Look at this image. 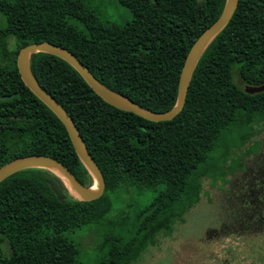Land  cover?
<instances>
[{"label":"trees","instance_id":"1","mask_svg":"<svg viewBox=\"0 0 264 264\" xmlns=\"http://www.w3.org/2000/svg\"><path fill=\"white\" fill-rule=\"evenodd\" d=\"M224 1L117 0L132 15L117 24L86 0H0V166L19 156L48 155L83 185L92 184L62 123L20 80L15 63L20 47L38 41L64 47L109 89L165 111L175 102L191 43ZM29 68L72 119L104 189L95 199L79 200L56 173L40 167L0 180V264H80L78 246L67 233L85 225L105 229L97 264H134L158 236H170L183 222L199 201L204 178L227 181L239 193L238 181L224 175L236 167L242 174L239 148L253 140L246 154L255 153L253 138L264 126V90L242 89L264 82V0L237 1L199 56L184 104L170 120H147L104 102L55 55L31 54ZM243 128L248 130L234 139V150L223 149ZM147 190L155 195L137 205L133 196ZM251 198L247 219L229 232L219 228L224 236L264 231ZM115 203L122 207L113 212Z\"/></svg>","mask_w":264,"mask_h":264},{"label":"rangeland","instance_id":"2","mask_svg":"<svg viewBox=\"0 0 264 264\" xmlns=\"http://www.w3.org/2000/svg\"><path fill=\"white\" fill-rule=\"evenodd\" d=\"M86 1L95 13L111 22L122 24L132 17L130 11L120 5L117 0ZM70 23L79 29L82 28L77 21L70 20ZM247 130L243 128L233 133L232 139L223 143V149L233 151L234 139ZM253 139L258 142L256 152L246 154L248 150L252 151L250 146L253 140H248L243 147L239 148L243 152H240L241 157L237 160L238 163L246 166L247 170L251 168L262 175L264 156L259 155L264 153L260 145L264 140V126ZM232 154L233 157L235 153ZM254 175L255 180H259L256 173ZM240 176L241 171L236 167L233 174L227 173L224 179L235 182L240 181ZM244 179L247 183L253 182L250 175L245 176ZM233 191L235 187L230 186L227 181L221 183L216 180L212 184L204 178L199 201L184 214L183 222L175 224V229L170 236H158L156 243L147 246L134 264H264L262 236L245 234L237 237L224 236V230L219 229L225 228L229 232L237 226L238 220L247 219L250 214L248 203H242L241 195ZM154 195L155 192L147 190L133 196V201L142 206L147 204ZM121 207L122 204L115 203L113 212ZM210 228L213 232L210 231L207 234V229ZM104 231L105 229H97L93 225H85L67 233V237L78 246L77 259L80 264H97L100 255L98 243Z\"/></svg>","mask_w":264,"mask_h":264},{"label":"water","instance_id":"3","mask_svg":"<svg viewBox=\"0 0 264 264\" xmlns=\"http://www.w3.org/2000/svg\"><path fill=\"white\" fill-rule=\"evenodd\" d=\"M237 1L225 0L219 15L191 43L179 72L175 102L165 111L150 110L109 89L97 80L72 52L64 47L47 41L32 42L20 47L15 59L20 80L62 123L76 156L88 171L92 184L93 182L96 183V189H90L92 184L90 186L83 185L65 165L51 156L42 154L19 156L5 162L0 166V180L21 169L40 167L56 173L65 182L70 192L79 200L88 201L95 199L104 189L101 171L88 153L72 119L62 105L46 92L33 76L29 68V57L31 54L45 52L61 58L80 75L98 97L118 109L132 112L151 121L170 120L181 110L184 104L189 80L199 56L211 39L228 22L236 8ZM242 89L248 94L257 93L264 90V82L258 85L244 84Z\"/></svg>","mask_w":264,"mask_h":264},{"label":"flooded vegetation","instance_id":"4","mask_svg":"<svg viewBox=\"0 0 264 264\" xmlns=\"http://www.w3.org/2000/svg\"><path fill=\"white\" fill-rule=\"evenodd\" d=\"M262 149H264V147H262ZM259 156H264V153H261ZM244 167L245 170L242 171V174L240 176V181L237 182L240 188L239 193L244 196V201L246 204L252 201L251 195L255 198L253 200L256 207V217L260 218L263 221L264 220V171H262V175H261L258 172H254L251 168L250 170H247L248 168L246 166ZM255 173L257 175L256 177L259 178V180L257 179L255 180L254 178ZM247 175H250L253 178V182L247 183V181L244 179V177ZM261 227L264 228V224H262ZM258 235L262 236V238L264 239V231L262 233H259Z\"/></svg>","mask_w":264,"mask_h":264},{"label":"bare ground","instance_id":"5","mask_svg":"<svg viewBox=\"0 0 264 264\" xmlns=\"http://www.w3.org/2000/svg\"><path fill=\"white\" fill-rule=\"evenodd\" d=\"M91 190H95L96 189V183L93 182V188H90Z\"/></svg>","mask_w":264,"mask_h":264}]
</instances>
